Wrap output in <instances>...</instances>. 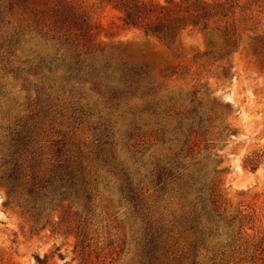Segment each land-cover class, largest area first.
I'll return each instance as SVG.
<instances>
[{
    "label": "rangeland",
    "instance_id": "rangeland-1",
    "mask_svg": "<svg viewBox=\"0 0 264 264\" xmlns=\"http://www.w3.org/2000/svg\"><path fill=\"white\" fill-rule=\"evenodd\" d=\"M201 1L166 35L0 0V165L29 127L39 186L0 169V264H264V0Z\"/></svg>",
    "mask_w": 264,
    "mask_h": 264
},
{
    "label": "trees",
    "instance_id": "trees-1",
    "mask_svg": "<svg viewBox=\"0 0 264 264\" xmlns=\"http://www.w3.org/2000/svg\"><path fill=\"white\" fill-rule=\"evenodd\" d=\"M123 12L122 20L129 28L143 29L147 34H171L180 31L188 25L206 28L213 12L201 0H166L160 3L154 0H118ZM33 130L25 127L21 131L11 135V143L4 165H10V169L4 172L2 179L7 183L11 194L22 184H29V194L34 196L39 190L37 186L38 176L30 163V173L25 172L26 154L33 142ZM1 171V170H0ZM34 209L35 206H34ZM36 215L41 216V212ZM41 264H47L39 258Z\"/></svg>",
    "mask_w": 264,
    "mask_h": 264
}]
</instances>
